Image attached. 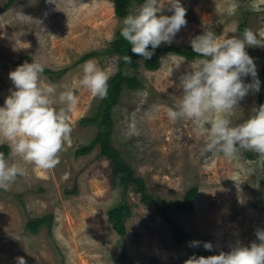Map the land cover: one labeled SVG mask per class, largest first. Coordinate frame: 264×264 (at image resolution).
Listing matches in <instances>:
<instances>
[{
	"label": "rangeland",
	"instance_id": "374dc122",
	"mask_svg": "<svg viewBox=\"0 0 264 264\" xmlns=\"http://www.w3.org/2000/svg\"><path fill=\"white\" fill-rule=\"evenodd\" d=\"M7 1L0 0V107L14 90L9 73L33 60L47 69L41 81L55 85L57 96L64 85L75 87L78 103L68 113L72 132L56 167L42 170L13 158L26 173L9 190L0 189V264H17L20 256L27 264H184L189 258V247L173 240L153 204L143 202L131 188L123 198L130 208L126 232L118 235L106 213L122 194L111 182L115 171L110 160L99 154L98 146L88 154H74L76 146L89 143L98 131L95 124L81 122L94 115L100 101L78 87L89 60L110 69L111 76L120 69L139 80L137 88L123 85L110 108L109 139L134 175L143 179L146 191L163 205L181 200L190 187L197 188L191 211H169L188 240L199 241V249L211 242L212 255L257 240L256 231L264 230V169L258 154L242 150L238 160L202 154L205 138L198 135L195 123L186 119L173 123L167 116L182 96L181 77L200 57L160 52L154 70L147 69L142 58H136L134 66L120 67L119 55L107 52L122 23L112 0H12L5 5ZM129 1L130 10L143 2ZM181 4L187 10V24L171 43L160 46L189 47L207 26L223 35L231 27L239 30L244 22L246 28L264 34V0H181ZM163 14L172 13L165 7ZM246 51L260 81L264 47L246 46ZM242 79L253 81L251 75ZM260 96L264 97L261 85L239 102L231 117L234 125L254 114ZM1 145L9 147L5 155L11 156L3 138L0 152ZM42 215L50 221L31 232L27 221ZM122 248L124 263L118 260Z\"/></svg>",
	"mask_w": 264,
	"mask_h": 264
},
{
	"label": "clouds",
	"instance_id": "9594fccd",
	"mask_svg": "<svg viewBox=\"0 0 264 264\" xmlns=\"http://www.w3.org/2000/svg\"><path fill=\"white\" fill-rule=\"evenodd\" d=\"M165 7L171 15L163 14ZM186 13L181 0H143L123 18L120 35L132 53L151 59L157 47L171 43L186 26ZM238 32L237 27H231L217 35L207 26L203 34L191 40L192 50L200 58L192 61L191 71L181 77L182 96L168 109L167 116L173 123L185 119L195 123L198 135L205 138L202 154H222L238 160L243 150L264 160V104L242 123L234 125L231 119L249 91H259L256 65L246 46L264 47V34L245 28L239 35L228 36ZM122 59L132 62L129 55ZM43 71L44 65L33 60L9 73L14 90L0 107V138L11 148V156L0 152V189L4 191L26 173L13 162L14 157L42 170L53 169L60 163L59 154L71 136L68 113L78 103L75 87L64 85L57 96L55 85L41 81ZM82 72L78 87L88 89L93 97L106 99L111 70L89 60ZM249 75L253 81L245 83L242 77ZM256 238L250 245L237 244L228 252L190 256L184 264H264V230L258 229ZM189 246L199 247L200 242L191 241ZM203 247L213 249L211 242H204ZM17 264L27 261L20 256Z\"/></svg>",
	"mask_w": 264,
	"mask_h": 264
},
{
	"label": "trees",
	"instance_id": "16d2710c",
	"mask_svg": "<svg viewBox=\"0 0 264 264\" xmlns=\"http://www.w3.org/2000/svg\"><path fill=\"white\" fill-rule=\"evenodd\" d=\"M12 0H8L5 5H8ZM113 1V9L117 16L123 20V18L130 11V1L129 0H112ZM142 1V0H138ZM122 27V23L120 27L115 31V35L113 40L110 42V47L107 52H112L119 55L120 67L129 64L130 66L135 65L136 58H142L143 64L147 69L154 70L159 67L160 61L158 54L160 52H173L179 55H183L186 57H194L198 55L192 50V47H182L175 45H162L157 47L154 50V54L151 59H144L141 56H138L131 51V46L122 38L120 35V29ZM246 28V24L244 22L239 24L240 33ZM149 50H151V46H149ZM92 52L88 53L86 56H90ZM94 53V52H93ZM129 55L132 58L131 63H125L122 59L123 56ZM46 72L47 69H44ZM260 75L262 79L259 81V85L264 86V61L260 67ZM126 85L129 88H137L140 85L139 80L135 76H126L119 69L115 74L110 76L108 81V96L106 99L99 101L97 111L93 116H85L81 119V122L86 125L95 124L98 127V131L96 135L90 140L87 144H80L75 147L74 154L76 156L85 155L92 151V149L96 146L99 148V154L104 158L110 160V165L112 169L115 171L111 175L112 184L120 188L122 191L120 200L112 205L107 210V218L110 222L113 230L120 236L124 235L126 232L125 219L130 213L129 205L123 201L125 194L127 193L125 190L127 188H131L132 190L138 192L140 194V198L143 202H150L154 206V211L162 216V218L166 221L168 227L171 229L173 240L178 244H185L189 247V257L196 256H209L212 253L206 249H199L197 247H190V241L188 240V234L184 232V230L174 222L169 216V211L171 210H183V211H191L193 209V200L197 194V188L195 186L190 187L185 192L183 198L179 201H170L167 204L163 205L160 198L153 197L150 193L146 191L145 183L143 179L139 176H135L130 165L123 160L116 148L112 145L109 139L110 132V108L114 103H116L122 86ZM261 104H264V97L260 96ZM9 151V147L7 145H1V152L5 154ZM249 155V154H248ZM262 165L264 169V160H262ZM47 215L38 216L36 218L30 219L26 223V227L33 233L37 232L39 227L48 223ZM50 224V223H49ZM126 256V249L122 248L119 255L118 260L121 263H124Z\"/></svg>",
	"mask_w": 264,
	"mask_h": 264
}]
</instances>
